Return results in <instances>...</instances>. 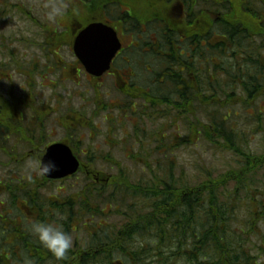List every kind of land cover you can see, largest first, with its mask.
<instances>
[{
	"label": "flooded vegetation",
	"instance_id": "obj_1",
	"mask_svg": "<svg viewBox=\"0 0 264 264\" xmlns=\"http://www.w3.org/2000/svg\"><path fill=\"white\" fill-rule=\"evenodd\" d=\"M254 1L258 2L257 8H254ZM131 3L135 8L130 7L127 0H0V157L10 158L9 162L20 166L44 158L49 146L65 143L80 163L88 162L89 153L93 150L83 148V140L73 141L70 136L64 140L57 139L64 125L81 126L84 117L81 111L64 113L62 98L53 93L51 85L68 81L79 84L84 76L95 89L96 81L103 82L106 76H111L113 85L129 100L126 105L129 113L125 115L130 116V124H136L141 119L139 115L132 117L131 113L141 116L143 112L144 120L148 118L152 105L145 98L149 95L156 98L157 83L164 74L155 66L145 64V70L150 73L147 83L136 85L130 80L134 76L133 65H129L131 55L165 50L174 52L178 58L167 54L166 60L161 59L160 66L170 65L171 62L176 70H180L181 81H192L196 79V74L188 75L187 67L193 66V54L199 50V60L205 64L210 50L220 51L224 46L220 42L222 38L219 42H208L205 15L213 18L216 35L222 31L220 22L223 12H264V0H131ZM57 7L61 11L51 15ZM192 18L199 26L196 32L191 29ZM92 24L112 28L121 44L111 61L110 70L100 78L88 74L74 53L78 35ZM195 36L199 37L198 46ZM214 55L220 60L219 52ZM122 63V68L130 70L128 75L121 72ZM175 69L171 76L177 75ZM3 83L7 84L6 89H3ZM45 88L51 91L50 97L45 96ZM95 94L96 89L92 103L103 105L100 101L95 102ZM73 101L72 98L71 105ZM86 101L88 104L89 99ZM52 102L54 105L51 107L49 104ZM117 103L114 107L121 108ZM89 119L86 118L87 128L91 125ZM131 148L126 149L125 159L132 157ZM81 165L85 174H93ZM18 174H26V171ZM57 182L40 176L27 179L17 186L18 192L25 193L24 197L22 194L10 204L0 202L3 209H7L6 205L10 209L14 207L22 213L19 216L24 217L16 223V217L11 220L0 212V243L3 245L0 249L7 244L10 248L0 251V264H109L111 251L105 246L110 242L111 226L100 220L87 231H81L87 236L79 239L77 203L75 209L66 207L68 204L64 202L62 187L56 186ZM54 185V196L42 194L46 187ZM109 207V203L105 205V208ZM108 212L103 214L108 215ZM124 220L120 230L127 227V219ZM22 221V228H18ZM33 221L56 222L73 236V247L65 259L57 260L29 233L28 225ZM2 229L7 232L6 241L3 240ZM97 232H102L103 236L97 237ZM95 239L96 244L92 245ZM79 242L83 243L81 247Z\"/></svg>",
	"mask_w": 264,
	"mask_h": 264
},
{
	"label": "trees",
	"instance_id": "obj_2",
	"mask_svg": "<svg viewBox=\"0 0 264 264\" xmlns=\"http://www.w3.org/2000/svg\"><path fill=\"white\" fill-rule=\"evenodd\" d=\"M127 4L135 8L131 0H127ZM196 19H199V17ZM212 22L213 18L205 15L206 38L210 43L219 42V39L222 38L220 42L224 46L220 51L210 50L209 56L212 60L209 58L207 63L212 61V64L216 66L215 60L217 61V59L214 55L216 52H219V57L222 59L223 55L230 51L229 58L235 59L233 53L237 51L240 55L241 71L233 75L227 74L223 70L228 81H224V85L221 86L215 78L214 82H216L217 87L212 86V89L204 94L206 86L210 84L209 82H212L210 79L214 78L210 74V67L206 68L205 82L199 74L193 71L192 66L187 67L188 75L190 73L196 74V79L183 82L179 79L180 70H176L171 62L170 65L166 63L159 71L164 75L163 79L157 83L156 98L151 97V95L145 98L152 105V107H149L148 118L150 120L155 113V109H160L159 116L164 118L172 112L177 117L179 114L196 117L197 111H201L202 107H207V105L224 104L225 106H231L235 103H242L245 104L244 107H248L258 99L261 91H264V69L258 63L253 64L257 62L256 60L261 59L259 51L264 50V45L259 46L254 42V37H258L259 41L264 44V12H223L220 22L222 31L217 32L216 35L214 34L216 26ZM191 27L193 32H196L199 28L197 21L193 18L191 19ZM242 29H249L250 31L246 32ZM250 35L253 39L250 38ZM194 41L198 46L199 37L195 36ZM195 54L199 55V50ZM175 58H178V56ZM215 66L214 69H216ZM250 68L253 69L251 72ZM173 69L178 73L171 76V74H174ZM203 76L205 75L203 74ZM239 77L238 86L241 88L240 95H243V99L235 94L236 90L234 89L238 82L233 78ZM221 87L224 88L219 90L218 88ZM222 90L225 91V97L221 102L219 97L223 96L220 95ZM124 99L128 102V98L125 97ZM240 99L245 102H240ZM102 108H106V106L97 102L96 112L103 110ZM117 110L124 114L129 113L126 105L117 108ZM96 112L95 119L97 118ZM142 113L141 116L139 113L136 115L131 113L132 117L139 115L141 119L137 120L136 124L145 119V114ZM218 113L219 110L208 117L211 125H206L205 128L202 125L199 126L200 131L195 130L198 131L194 132L195 139L197 141L204 140L220 150L222 149L223 152L231 151L233 141L230 131L232 121L230 113L224 114L222 117H219ZM199 127L196 128L199 129ZM112 130L113 128L108 127V133ZM142 134H144L143 129L134 128L131 146L132 157H129V159L134 160L138 165H141L140 162L144 160L140 151L136 152V147L140 149L144 147L147 139L143 137V140L141 138ZM172 139L173 143L166 146L167 151L184 146V143H193L185 137L179 138L173 135ZM178 141L180 143L176 144ZM109 147L113 148L112 145H109ZM163 153H166V151H163ZM236 153L242 155L241 157L245 159L244 165L246 166L241 171H229L213 178L209 176L207 180L203 179L197 185L190 183L193 180L195 181V178L187 179L181 176L177 180L172 172V163L164 168L161 164L151 165L153 169L160 170L162 168L164 176H160L156 171L154 177L151 176L147 180H138V183H134L130 181L129 174H126L124 169L116 164V160L111 161L109 156H98L103 158L102 161L105 162L103 165L109 163L111 164L110 167L118 168L117 172L102 175L96 173L79 175L81 177H79L77 185L79 184L81 189L65 196L64 202L68 204L66 207L69 209H75L74 205L77 203L80 217L93 218L104 215L100 205L105 206L109 203L110 210L111 205H116L117 211L115 213L122 214L124 210L121 206L123 202L125 204L126 198H134L136 194L145 198L146 202L142 203L139 210L136 211L132 207H128L130 208L129 211L125 212L129 217L126 220L127 227L120 230V227L112 226L110 242L105 246L111 251L109 264H146L148 260L153 259L156 264H167V262L170 264H258L256 259L260 260L264 254L255 247L248 237L255 231L257 222L264 218V197H262L264 191L256 197V200L252 199L245 184L249 181L250 176L255 175L252 173L260 166L262 160L259 157L252 158L245 155L241 150ZM95 154L96 152L90 151L88 163L98 162V157ZM151 166L149 163L145 167L142 166V174H148ZM199 174H202V172ZM174 178L179 183H175ZM6 192L9 196V204L13 203L16 197H22L23 194L18 192L17 187L6 189ZM241 195L249 196V198H246L248 201L245 205L240 201ZM260 197L262 200H260ZM240 208H246L247 211L251 209L247 214L246 221H238L239 216H237V213ZM91 226V223L86 224L81 228V231H87ZM84 235L87 236V233H84ZM95 235L102 237L103 233L97 232ZM136 236L140 239L136 241L137 245L129 247L128 245L135 241L133 238H136ZM95 241L96 239L92 241V245L96 244ZM3 248L10 249L8 244L4 245ZM100 251L102 252L103 248ZM118 252L123 256L120 261L113 258Z\"/></svg>",
	"mask_w": 264,
	"mask_h": 264
},
{
	"label": "rangeland",
	"instance_id": "obj_3",
	"mask_svg": "<svg viewBox=\"0 0 264 264\" xmlns=\"http://www.w3.org/2000/svg\"><path fill=\"white\" fill-rule=\"evenodd\" d=\"M254 8H257L258 2L254 1ZM140 30V27H138ZM138 30V29H137ZM141 31V30H140ZM216 40V39H214ZM217 42V41H216ZM256 43L260 44V41H257ZM134 53V52H132ZM161 53V55H159ZM251 53V52H250ZM249 53V54H250ZM167 54L170 57H177L174 52L171 51H158L153 52V54H147V55H138L134 54L131 55L130 58L132 59V62L129 65H133L134 70V76L130 79L131 82L135 83L138 86L146 85L147 80L149 78L150 73L147 72L144 68L145 64L153 65L155 68L161 70V59L166 60ZM229 54H231L230 51H227L223 55V58L220 60L217 59L216 66L215 64H212L211 56L207 53L206 58L207 61L210 58V62L203 63L200 62L199 55L193 54L192 57L194 59L193 62V71L203 77L204 71L207 67H210V74L214 76L213 79H210V84L206 86L204 94L208 92V90L212 89L211 87H217L215 78L220 83V85H224L225 82H227V77L224 76L223 70L228 74H237L239 71H241V61L239 60V53L234 52L235 59L229 58ZM260 60H256L257 62H254L253 64L258 63V65L264 69V50L259 51ZM141 57H143L141 59ZM213 58V57H212ZM231 59V60H230ZM219 60V61H218ZM252 63V62H251ZM124 63H122L121 68ZM165 64V63H163ZM216 67L214 69L213 67ZM203 68V70H200V68ZM213 69H212V68ZM121 72H126L127 75L130 73V70L126 68L120 69ZM253 69L250 68V72ZM200 71V73H199ZM217 71V72H216ZM216 72V73H215ZM207 73V72H206ZM111 76H106L105 81L103 82H95V102L100 101L101 104L106 106V108H102L103 110L97 111V104L92 103L93 98V91H95L94 88L91 87L89 81L83 76L81 77V80L79 84H75L71 81L60 83L56 86L51 85L52 91L56 96H59L62 98V108L64 113L71 112V110L75 111H81L84 117L83 124H80L81 126H67L64 125L62 129V133L59 134L57 139H68L69 136L73 137V141H76L78 139L83 140V148L85 149H92L94 152H96V156H109V159L112 161L113 159L116 160V164H118L120 167H122L126 174H129L130 181L131 182H137L138 180H147L151 176L154 177V173L158 171L157 173L160 174V176H164V170L162 168L168 167L171 163L172 165V172L174 176L177 178H180L181 176L186 177L187 179H194L192 182H190L192 185H197L199 181L204 179L205 176H207L204 180H207L208 177H216L218 175L225 174L229 171H241L243 167L246 165H243L245 163V159L241 157L242 155H238L236 152L241 150L243 154L249 155L252 158L259 157L264 158V91H261V95L248 107H244L245 104H234V105H211L207 107H202L201 111H197L196 117L194 116H184L179 114L178 117L175 116V114L172 112L168 117H160L159 112L160 109H155V113L151 117V120L147 118L146 120L140 121L138 124H130L132 120L130 119L129 115H125L124 113H121L117 110V106L124 107L127 105V102L125 101L123 94L119 93L117 88L113 85L111 82ZM236 77V76H234ZM238 83L234 87L235 94L238 95V97H241L243 99V95H240L241 88L238 86L240 82L239 78H233ZM225 81V82H224ZM49 85V84H46ZM3 89L7 88V84L3 83L2 85ZM238 87V88H237ZM224 87L218 88L219 90ZM44 94L46 97L51 96V91L48 90V88L43 89ZM264 90V88H263ZM87 91V93H86ZM224 94L225 91L222 90V97H219L220 101L224 100ZM74 99L71 105V99ZM87 99H89V102L87 104ZM240 99V102L242 101ZM245 102V101H242ZM129 103V100H128ZM51 107L54 105V103L49 104ZM222 106V107H221ZM221 107V108H217ZM247 108V110H246ZM219 110L218 116L222 117L224 114L230 113V119L231 121V135H232V141L233 146L231 151H225L207 143L204 140L197 141L195 139V133L201 130L199 126L204 125L209 126L211 125L209 116L212 115L215 111L217 112ZM122 111V110H121ZM95 112L97 118L95 119ZM73 114V113H72ZM93 115V116H92ZM93 117V118H92ZM89 119V123L91 124L90 128H87V120ZM67 119V118H66ZM202 122V123H201ZM189 126L191 132L189 133ZM79 127V128H77ZM108 127L113 128V130L108 133ZM137 127L139 129H143L144 134H142V139L147 138L145 140L144 147H136V152L139 150L140 154L142 156V159L144 161L140 162L141 165H138L137 162L134 160H128L125 159V151L126 149H129L132 146V136L134 134V128ZM196 127H199L196 128ZM145 130V131H144ZM198 130V131H195ZM228 131V132H230ZM193 132V133H192ZM178 136L179 138H189L193 143H184V146H179L176 149L167 151L168 148L167 145H170L173 143L172 136ZM153 136V137H152ZM164 136V139H163ZM144 137V138H143ZM63 139V140H64ZM155 139V140H153ZM206 139V138H203ZM72 141V140H71ZM161 141V142H160ZM164 147H162V145ZM180 141H178L176 144H179ZM175 144V141H174ZM109 145H112L114 148H110ZM159 147H161L159 149ZM8 149V148H7ZM163 151H166V153H163ZM2 153V152H1ZM0 153V155H1ZM4 154V153H3ZM82 155V154H81ZM82 158H84L82 156ZM5 160V161H4ZM8 160V161H6ZM10 158L4 159L3 157H0V202H4L5 204H8V194L6 192V189H13L19 186L20 184H23L27 179H29V175L31 174L33 177H39L37 174H34V172L30 173V170L28 168V165L30 162L21 164L20 166H17L15 163L9 162ZM103 158L98 157V162L96 163H88V162H82L83 166L87 167V170L92 172L93 174H112L116 173L118 168H112L110 167L111 164L103 165L105 162L102 161ZM147 163L150 164V166H155L154 164H161L162 168L160 170L153 169L151 166V170L148 174H142L141 167L147 165ZM159 169V168H158ZM26 171V174H18L24 173ZM202 172V174H199ZM208 173V174H207ZM85 174L83 170L79 173ZM253 176L249 177V181L246 182L245 187L249 191L250 196L252 199L256 200V197L261 194L264 191V165L259 166ZM25 177V179L22 181L21 179ZM79 177L76 176L74 178H67L64 180H60L57 183H55L56 186L62 187V195L65 197L69 195L72 192H76L81 187L79 184L77 185L79 181ZM144 178V179H143ZM175 179V178H174ZM175 179V183H179ZM138 183V182H137ZM46 187L47 189L44 191H41L43 195L45 196H54L56 194V187ZM181 187V186H180ZM231 188V186H229ZM259 192V193H258ZM139 194H136V197L126 198V202L122 204V209L124 212L122 214H117L115 211H117L116 205H111L110 208H105V206H101V210L106 209V211H110V214L108 212V215L104 214L103 216H97V217H80L79 216V239H81L84 236V233L81 232V228L84 225L88 224H97L98 221L102 220L108 225L116 226L117 228L120 227L121 223L125 222V218L128 220L129 217L128 214L125 212H128L130 208L132 207L136 211L139 210V207L146 202L144 197H139ZM264 197V196H262ZM249 196H243L241 195L240 201L243 205L248 201ZM260 200L262 198L260 197ZM264 202V199H263ZM99 206V207H100ZM7 209H3L0 206V212L4 214L7 218L13 220L14 217L17 218L16 223L20 220H23V216H19L22 213H19V210L13 208L10 209L8 205H6ZM251 209L246 210V208L242 209L240 208L237 216H239L238 221L243 222L247 220V214ZM127 214V215H126ZM21 218V219H19ZM258 218V217H257ZM259 219V218H258ZM257 219V220H258ZM257 222V221H256ZM22 224L18 225V228H22ZM256 228L254 229L253 233L249 235V239L252 240L253 244L257 249L261 251V253L264 254V218L263 220H259L257 222V225H255ZM12 228V227H11ZM4 232V234H3ZM2 236L3 240H7V232L3 231L2 229ZM135 241L131 242L130 245L127 243L129 247L131 245L136 246V241L140 240L137 236L136 238H133ZM80 247L83 245L82 242H79ZM1 246V243H0ZM3 249V248H2ZM0 249V251L2 250ZM130 249V248H129ZM115 258L114 260H121L123 259L122 254L118 252L116 255L113 256ZM117 258V259H116ZM115 262V261H114ZM117 263V262H115ZM156 264V262L153 260H148L146 264ZM167 264H170L167 262Z\"/></svg>",
	"mask_w": 264,
	"mask_h": 264
},
{
	"label": "water",
	"instance_id": "obj_4",
	"mask_svg": "<svg viewBox=\"0 0 264 264\" xmlns=\"http://www.w3.org/2000/svg\"><path fill=\"white\" fill-rule=\"evenodd\" d=\"M120 49V43L112 28L102 24H92L84 29L76 39L74 51L86 71L96 77L102 76L110 68L111 60ZM45 160H54L57 171L47 178L56 180L73 175L79 169V162L65 144H55L47 149Z\"/></svg>",
	"mask_w": 264,
	"mask_h": 264
},
{
	"label": "clouds",
	"instance_id": "obj_5",
	"mask_svg": "<svg viewBox=\"0 0 264 264\" xmlns=\"http://www.w3.org/2000/svg\"><path fill=\"white\" fill-rule=\"evenodd\" d=\"M60 8H55L51 15L58 14ZM28 168L40 177H48L57 171V164L54 160H45L43 157L34 162H30ZM29 180L33 177L30 174ZM63 219V217H60ZM29 233L57 260L66 258L68 252L73 247V236L63 229L61 224L56 222L45 223L33 221L28 225Z\"/></svg>",
	"mask_w": 264,
	"mask_h": 264
}]
</instances>
